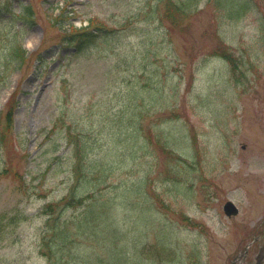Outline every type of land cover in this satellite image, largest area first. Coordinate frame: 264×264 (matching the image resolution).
Returning a JSON list of instances; mask_svg holds the SVG:
<instances>
[{
	"label": "rangeland",
	"instance_id": "374dc122",
	"mask_svg": "<svg viewBox=\"0 0 264 264\" xmlns=\"http://www.w3.org/2000/svg\"><path fill=\"white\" fill-rule=\"evenodd\" d=\"M175 1L0 0V264H264V0Z\"/></svg>",
	"mask_w": 264,
	"mask_h": 264
},
{
	"label": "trees",
	"instance_id": "16d2710c",
	"mask_svg": "<svg viewBox=\"0 0 264 264\" xmlns=\"http://www.w3.org/2000/svg\"><path fill=\"white\" fill-rule=\"evenodd\" d=\"M170 1H172V2H170ZM195 1L196 0H192V2H191V0H190V4L191 5H189L187 2H185L184 6L187 9H190L191 6L193 8L196 5L195 4ZM167 2H169V3H167ZM164 5H166L167 10L171 14L173 12H176V13L182 12L181 13L182 15L183 14H186V9L179 3V1H175V0H164ZM83 38L88 39L89 38V34L88 33L83 34ZM16 47L17 48H22L21 46H16ZM233 64L234 63H232V66H233ZM74 142H75V144H74V155H75L76 159H74V162L72 163V170L77 169V166L79 167V163L80 164L83 163V155L80 153V148H79V145H78V141H74ZM84 178H85L84 176L81 177V180H83ZM69 198L70 199H73V200H77V198L74 197V196H72V194H70ZM83 209H84V207H83ZM80 215L81 216H84V215H86V212L84 211ZM67 230H68V227H65V229L62 230V234L66 233ZM53 231L55 232L54 233V235H55L54 237L55 238H53V241L59 243V239L56 238V236H60L59 235L60 228H56ZM93 233H94V231H93ZM71 235H74V236H76L78 238H81V239L83 238L82 236L77 235L75 233H72ZM100 240L102 241V244H100V247H102L105 244V240H107L111 244L114 245V251L117 253L116 254V257H112V254H110V256H107L106 257L105 255H108V254H104L103 255L104 258H107L108 259L109 257H111V260H112L110 262H107L106 264H121V263H126V262L129 261L130 254H128V253L130 252V229H128V230L127 229L126 230H123L122 229V230L117 231V232H114V231L111 230L110 232H107L106 236H104ZM97 256H95L96 260H98L97 258L103 259V258H101L99 256L97 257ZM124 259H125V261H124ZM75 261H76V259H75ZM137 262L139 264H142V261H140V260H138Z\"/></svg>",
	"mask_w": 264,
	"mask_h": 264
},
{
	"label": "water",
	"instance_id": "95a60500",
	"mask_svg": "<svg viewBox=\"0 0 264 264\" xmlns=\"http://www.w3.org/2000/svg\"><path fill=\"white\" fill-rule=\"evenodd\" d=\"M224 210L226 211L227 214H231V213H235L236 209L235 207L232 205L231 202L227 201L224 205Z\"/></svg>",
	"mask_w": 264,
	"mask_h": 264
}]
</instances>
